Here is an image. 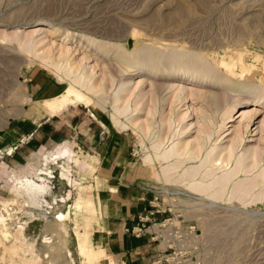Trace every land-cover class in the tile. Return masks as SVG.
I'll return each mask as SVG.
<instances>
[{
	"label": "bare ground",
	"instance_id": "obj_1",
	"mask_svg": "<svg viewBox=\"0 0 264 264\" xmlns=\"http://www.w3.org/2000/svg\"><path fill=\"white\" fill-rule=\"evenodd\" d=\"M46 31V27L38 26L29 35L25 34L24 40L19 32L11 34L18 44H22L24 52L39 59L59 82L66 83L61 93L38 103L45 110V116L53 117L75 104L89 108L94 103L108 115L119 132L132 129L139 136L141 162L153 170L157 183L177 185L193 196L208 200L235 199L242 205L264 198V147L260 143L264 140V126L262 128L260 123L255 128L256 133L250 135L262 134L259 139L247 138L249 125L255 116V112L249 115L247 106L253 102L264 107V86L260 80V84L245 80L246 74H253L254 66L245 64L241 54L222 58L213 66L198 54L176 52L174 56H168L169 53L149 50L148 46L147 49L141 47L140 52H127L120 45L89 37L82 40V37L86 47L103 61L111 83L116 86L111 100H108L104 92L106 81L103 79L96 83L94 74H87L85 66L67 64L70 60L68 49H62L56 59L50 51L45 55L37 53L34 38ZM5 38L9 39L7 35ZM138 76H143L146 81L137 82L138 89L130 92V82ZM253 76L257 78V75ZM172 81L189 87L175 86ZM145 82H149L152 88L151 95L145 92ZM128 94L132 95L133 104L130 98L127 104L122 103ZM189 96L203 97L207 111H199L204 124L196 130L192 140L186 141L184 137L191 132L192 123L187 126L190 114H181L180 107L185 105ZM166 101L170 103L168 128L162 126V119L158 120ZM145 102L151 106L145 121L132 118L135 114L141 115ZM239 105L245 106L238 108ZM238 112L240 114L234 118ZM90 115L97 120L92 111ZM237 119L239 126L229 131L232 127L229 123ZM195 124H198L197 120ZM165 140L170 143L166 144ZM72 145L68 141L60 144L44 160L35 178L13 177L10 196L0 200V264H54L51 260L56 258L54 247L63 242L60 236L68 234L69 225L75 231L79 264H94L106 259L104 249L91 240L93 226L98 223L90 194L97 157L91 156L86 160L83 152L79 151L72 158L69 147ZM72 164L83 167H75L73 178ZM57 178L70 188L66 197L59 199L56 198L59 190L55 185ZM63 204L67 210H57ZM47 216L52 217L59 233L57 245L51 237L40 234L42 220ZM38 240L47 249L39 251L35 246ZM66 255L70 264H76L69 249Z\"/></svg>",
	"mask_w": 264,
	"mask_h": 264
},
{
	"label": "rangeland",
	"instance_id": "obj_2",
	"mask_svg": "<svg viewBox=\"0 0 264 264\" xmlns=\"http://www.w3.org/2000/svg\"><path fill=\"white\" fill-rule=\"evenodd\" d=\"M38 26L46 27L47 31L34 38L37 53L45 55L50 51L56 59L62 49H68L71 55L69 52L67 64L73 63L72 67L74 64L85 66L87 74H94L96 83L103 79L106 81L104 92L108 100H111L116 86L111 83L103 61L86 47L85 42L81 41L82 37V40L89 37L91 40L120 45L127 52H140L141 47H149V50L169 53L166 54L168 56H174L176 52L198 54L213 66L222 58L241 54L245 64L254 66L251 73L257 75L256 78L253 74H246L245 80L257 84L261 82V86H264V0H0V41H3L0 42V130L9 120L20 118L25 107H32L34 98L28 94L27 86L34 83L35 74L36 78L43 75L51 82L53 90L50 96L61 93L66 86L65 82H59L51 71L43 67L39 59L31 58L24 52L22 44L11 37L13 32H19L24 40L25 34L29 35ZM66 36L67 39H64ZM29 78L31 83H28ZM143 79L146 81L143 76L133 77L130 92L133 89L136 91V83ZM172 83L189 87L176 81ZM143 87L146 93L152 94L149 82H145ZM130 95H126L122 103L127 104L130 98L133 104ZM170 98L167 99L169 102ZM168 101L158 119H162L164 128H168ZM147 102L141 115L135 114L132 118L145 121L151 107ZM204 102L203 97L189 96L185 105L180 107L181 114H190L187 126L192 123L191 132L184 137L186 141L192 140L196 130L204 124L199 112L207 111ZM38 103L34 104L32 111L43 116L45 110ZM244 106L239 105L238 108ZM247 107L251 112L249 115L255 112L247 138L259 139L262 134L250 135L256 133L255 128L260 123L262 128L264 126V107L253 102ZM90 111L97 120L109 125L112 132L125 136L130 161L139 168L141 183L148 190V206L144 212L151 210L154 214L153 221L158 224L156 236L160 234L165 240L158 242L161 255L168 258L167 264H264V198L242 205L235 199L208 200L193 196L177 185L159 184L154 180L153 170L141 162L140 138L132 129L119 132L109 121L108 115L94 103L89 108L75 104L66 109V113L78 119L91 116ZM239 114H234V118ZM196 120L198 124L194 125ZM238 122L239 119L229 123L232 125L229 131L237 128ZM164 142L170 143L167 140ZM260 143L264 147V140ZM69 147L72 154L73 145ZM68 191L57 194L56 198L66 197ZM57 210L66 211V205H61ZM45 218L40 234L51 237L54 245H57L60 242L59 233L52 217ZM60 238L63 242L54 247L56 258L52 257L51 260L54 264H70L66 255L69 249L75 263L79 264L73 227L69 225L68 234ZM35 246L39 251L47 249L40 240Z\"/></svg>",
	"mask_w": 264,
	"mask_h": 264
},
{
	"label": "crops",
	"instance_id": "obj_3",
	"mask_svg": "<svg viewBox=\"0 0 264 264\" xmlns=\"http://www.w3.org/2000/svg\"><path fill=\"white\" fill-rule=\"evenodd\" d=\"M36 75L34 83L27 86L34 98L32 107H25L20 118L9 120L0 130V199L10 196L14 176L35 178L44 160L61 142L68 141L73 144L72 158L79 151L86 160L97 157L90 194L98 223L93 226L91 240L104 249L106 259L94 264H163L159 261L160 244L146 233L137 237L132 231L148 206V190L141 183L139 168L130 161L125 136L112 132L101 120L74 118L66 110L55 117L39 116L32 111L34 104L56 95H49L51 82ZM31 81L29 78L28 83ZM75 167L82 166L72 164L73 175ZM55 185L59 195L70 189L60 178Z\"/></svg>",
	"mask_w": 264,
	"mask_h": 264
},
{
	"label": "built area",
	"instance_id": "obj_4",
	"mask_svg": "<svg viewBox=\"0 0 264 264\" xmlns=\"http://www.w3.org/2000/svg\"><path fill=\"white\" fill-rule=\"evenodd\" d=\"M154 214L151 210H147L144 214L138 217V225L132 230L135 236L140 237L142 234L146 233L149 235L150 239L154 242H165L163 237L156 236L155 229L157 228V222L153 218ZM149 223V226L146 227V224ZM150 229V230H149ZM158 237V238H157ZM159 239V240H158ZM158 242V244H159ZM159 261L164 262L165 264L168 263V258L164 256H159Z\"/></svg>",
	"mask_w": 264,
	"mask_h": 264
}]
</instances>
